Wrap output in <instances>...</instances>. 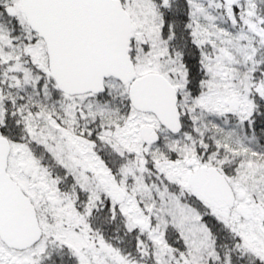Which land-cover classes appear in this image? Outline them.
<instances>
[{"label":"snow or ice","instance_id":"1","mask_svg":"<svg viewBox=\"0 0 264 264\" xmlns=\"http://www.w3.org/2000/svg\"><path fill=\"white\" fill-rule=\"evenodd\" d=\"M0 264H264V0H0Z\"/></svg>","mask_w":264,"mask_h":264}]
</instances>
